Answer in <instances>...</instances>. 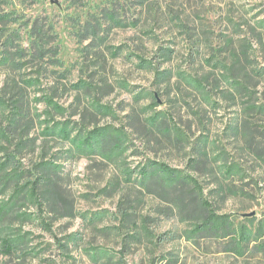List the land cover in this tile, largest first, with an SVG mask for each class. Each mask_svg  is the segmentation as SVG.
<instances>
[{"label":"rangeland","instance_id":"374dc122","mask_svg":"<svg viewBox=\"0 0 264 264\" xmlns=\"http://www.w3.org/2000/svg\"><path fill=\"white\" fill-rule=\"evenodd\" d=\"M115 1L124 26L80 43ZM106 127L121 150L83 152ZM0 130V264H264V0H0ZM151 162L196 179L242 255Z\"/></svg>","mask_w":264,"mask_h":264},{"label":"trees","instance_id":"16d2710c","mask_svg":"<svg viewBox=\"0 0 264 264\" xmlns=\"http://www.w3.org/2000/svg\"><path fill=\"white\" fill-rule=\"evenodd\" d=\"M84 1V0H78ZM75 4V3H73ZM85 4V3H84ZM83 3L78 4L79 7H84ZM138 6L142 7L145 4V0H137ZM117 1L111 2V4L104 6L100 9L98 14L87 15L85 20L79 22L77 20L78 31L76 33L80 43L88 42L87 47L96 48L100 43V36L104 32H111L115 28L123 27V20L121 19V9ZM4 18H7L6 16ZM108 27H105V24ZM29 29V36L34 38V41L38 43L42 42V50H45L44 40L47 38V34L44 31V25L39 19H35L30 25H25ZM41 46V45H40ZM40 58H45V51L40 50ZM141 64H146L144 59H139ZM115 129L110 127L94 129L88 133L86 137L82 139V146L85 147L88 154H94L95 152L104 151L103 144L107 142L110 146V151L121 150V145L118 143L117 137H115ZM65 132V131H64ZM0 135L2 132L0 130ZM68 138V135H65ZM108 137V140L105 139ZM117 140V141H116ZM150 167L162 174L160 177V183H164L167 186H173L177 189H181L186 185L191 186L189 190L190 204L194 205V209L197 213L196 223L194 224L193 232L197 236H203L208 238H228L233 235L232 244L229 247L230 252L242 255L244 248L249 245V240L244 236V232L235 226L228 215L216 214L210 209L209 203L203 198L201 186L193 177L189 175H182L179 171H176L166 164L151 162ZM147 176V172L144 173V177ZM29 197L35 201H38L36 185L29 192ZM183 198V193L180 197H176L177 200ZM5 217L4 205L0 207V221ZM261 232V236H264V224L258 227ZM259 232V231H258ZM237 237V238H236ZM20 242V238L7 237L1 240V252L3 255H11L15 250L17 244Z\"/></svg>","mask_w":264,"mask_h":264}]
</instances>
